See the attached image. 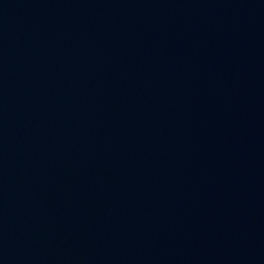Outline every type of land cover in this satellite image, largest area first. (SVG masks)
<instances>
[{
    "label": "water",
    "instance_id": "1",
    "mask_svg": "<svg viewBox=\"0 0 264 264\" xmlns=\"http://www.w3.org/2000/svg\"><path fill=\"white\" fill-rule=\"evenodd\" d=\"M0 264H264V0H0Z\"/></svg>",
    "mask_w": 264,
    "mask_h": 264
}]
</instances>
